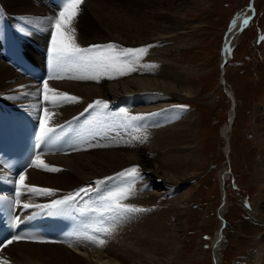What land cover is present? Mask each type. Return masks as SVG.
Wrapping results in <instances>:
<instances>
[{
	"label": "bare ground",
	"instance_id": "obj_1",
	"mask_svg": "<svg viewBox=\"0 0 264 264\" xmlns=\"http://www.w3.org/2000/svg\"><path fill=\"white\" fill-rule=\"evenodd\" d=\"M156 1L84 0L73 25L75 40L79 46L114 43L120 48L146 47L147 52L138 62L133 61L130 64L136 70L128 75L106 73L101 74L98 80L66 78L46 80L49 88L75 96L78 102H68L56 107L46 104L41 99L43 83L22 76L0 59V97L4 101L29 111L38 110V105L47 107L48 112L52 114L49 127L63 121L68 122L63 128L78 123L76 124L78 138L74 147L62 153L40 155L45 164L57 167L61 169L60 171L50 172L36 168L32 164L22 174L25 176L24 184L52 189L56 193L55 196L25 195V203L48 204L81 188L90 187L92 191L89 195L82 194V198H77L76 202L79 209H86L89 225L91 223L83 239L98 243L97 246H87L86 253L81 254L76 250L81 247L74 244L12 241L1 249L0 264L5 261L26 264H101L98 261H105L103 251L106 252L105 257L119 261L120 264H133L132 260L141 264L152 261L157 263L160 258L158 254L165 250L163 240H173L175 245L180 244V225L173 224L169 232L168 222L172 216L178 219L182 212L172 214L173 208L164 200L171 190L175 191L182 183L184 184L186 178L181 177V174L185 175L188 165L195 162V158L200 155L199 150L195 149L198 144L199 124L193 113L188 114L180 107H171V104L176 103L175 95L178 94V97L181 93L192 92L191 84L183 78V71L176 65L173 70L171 62L166 58L157 59L149 56L151 52L167 49V46L154 48L152 45L156 44L157 40L163 37H178L179 29L182 27L178 23L175 25L176 23L165 21L166 15L162 9L165 7L163 4L165 1L159 3ZM176 7L173 9L175 14ZM58 15L46 0H0V36L6 34L8 22L16 29L20 38L32 36L44 45L51 30L55 33L54 21ZM250 16L251 12L249 18ZM245 18L247 14L239 12L232 19L223 45L222 70H226L232 52L230 49H233L235 43L234 37L243 29ZM146 19L151 23H147ZM160 19V24H157ZM158 25L160 27L156 29L155 26ZM111 76L116 78H109ZM97 100L106 102L108 107L95 106ZM114 109L119 114L118 125H115ZM122 109L129 116L143 115L146 118L133 122V126H127L123 113H119ZM79 112L85 113L77 119L76 114ZM171 112L173 116L167 118L166 114ZM235 116L233 106L230 123L227 122L223 129L226 133L230 130ZM256 118L263 147L261 159L263 162L262 164L260 162L258 171L264 180V108ZM101 119L105 121L106 127L109 126L108 132ZM154 120L156 123H153ZM104 136H106L104 143L111 142L110 146H99L103 144ZM138 148L140 151H137ZM132 161L139 163L141 178L136 179L134 183H122V178L118 177V174L125 171L121 169L125 166L126 169H130ZM145 163L154 165L148 168L149 165L146 166ZM226 172L227 170L222 172V177H225ZM118 186L130 188L128 198L121 203L144 211L129 214L115 221L107 215L102 217L92 211L98 206L95 203L98 199L96 189L101 190L100 194H106ZM70 188L74 190L68 191ZM22 191L25 193L24 189ZM260 199L259 208L254 214L264 217V183ZM226 208L224 197L218 209L220 216L224 214ZM222 225L223 222L213 239L216 251L221 247ZM98 228H106L108 231H92ZM170 234L172 238L169 237ZM100 240L104 241L102 246L99 244ZM258 241L259 245L257 244L256 249L251 251L250 259L255 258L257 264H264V234ZM176 249L174 247V252L177 253ZM93 256H97L98 261L93 260Z\"/></svg>",
	"mask_w": 264,
	"mask_h": 264
},
{
	"label": "rangeland",
	"instance_id": "obj_2",
	"mask_svg": "<svg viewBox=\"0 0 264 264\" xmlns=\"http://www.w3.org/2000/svg\"><path fill=\"white\" fill-rule=\"evenodd\" d=\"M160 1H165L162 8L166 15L164 20L182 25L179 29L181 34L157 40L152 45L154 48L167 46V49L151 52L149 56L168 59L173 70L176 65L183 71L184 80L191 84L192 92L181 93L178 97V94L175 95L176 103L171 107H180L188 114L193 113L195 120L197 118L198 147L195 149L199 150L200 155L188 165L185 175L181 174L186 178L184 184L175 191L171 190L165 197V203L173 208L172 214L182 212L178 219L172 216L174 219L168 222L169 232L173 224L180 225L181 241L175 245L173 240H163L165 250L158 254L160 258L157 263L257 264L255 258L251 260L250 256L264 234V217L254 214L259 208L264 183L258 171L263 162V147L256 118L264 108V0H253L252 8L251 0H157L156 3ZM239 12L247 14L248 24L244 23L243 29L235 35L230 60L226 70H222L223 44L232 19ZM159 22L161 19L157 24ZM155 27L157 29L160 25ZM92 45L105 43L80 47ZM104 99L111 100L107 97ZM233 106L235 120L226 133L223 129L227 122L230 123ZM113 112L115 125H118L119 114L116 109ZM166 115L168 118L173 113ZM105 137L99 146L112 144L104 143ZM137 151H140L139 148ZM133 163L128 166L141 168L139 163ZM145 165L152 168L154 163ZM121 169L126 170V166ZM226 170L225 177H222V172ZM224 197L227 208L220 216L218 209ZM243 202L250 204H246L248 211ZM221 222V247L216 251L213 239ZM169 237L172 238L171 234ZM80 243L81 248L76 249L80 253H84L87 246L98 245L89 239ZM102 254L104 262L98 261L97 256H93V260L101 264H120L105 257L106 252ZM132 262L141 264L136 260ZM157 263L152 261L146 264Z\"/></svg>",
	"mask_w": 264,
	"mask_h": 264
},
{
	"label": "snow or ice",
	"instance_id": "obj_3",
	"mask_svg": "<svg viewBox=\"0 0 264 264\" xmlns=\"http://www.w3.org/2000/svg\"><path fill=\"white\" fill-rule=\"evenodd\" d=\"M84 0H65L62 10L59 12L58 18L54 21L55 34L51 38V55L50 63L53 69V74L49 78L52 79H80V80H98L101 74L106 73H119L120 75H128L135 71L134 67L130 64L133 61L138 62L139 59L147 52L146 47L141 48H120L114 43L105 45H92L87 48L80 47L75 40L74 23L76 17L80 12V7ZM248 23L247 18L243 21ZM235 26V22L233 24ZM62 73H78L64 75ZM109 78H116L111 76ZM51 93V94H50ZM43 101L53 107L62 105L68 102H78V98L70 96L67 93L56 92L49 88L47 81L43 82ZM95 106H102L107 108L108 104L104 101L97 100ZM94 107V106H90ZM43 111V119L39 118V134L37 135L38 142L50 141L56 135V129L49 127V122L52 119V114L47 110V107L38 105L39 110ZM123 119L127 126H133V122L143 121L146 117L143 115L129 116L125 110H121ZM62 130V126L61 129ZM36 168L50 172H58L61 169L57 167H49L41 159L39 154L35 156V160L31 161ZM122 178V183H134L136 179H140L139 169L133 167L126 169L124 172L118 174ZM124 178H128L127 180ZM25 176L19 177V184L16 189V195H21V189L25 190V195L36 197H51L55 196V191L48 188H39L28 186L24 184ZM103 183V182H100ZM92 191L90 187H84L77 190L75 193H70L63 198L55 199L51 203L43 205H35L34 207L41 210V214L45 215H59L71 209L77 198L88 196ZM98 199L95 202L98 206L93 208L92 211L98 213L100 216L107 215L110 219L126 217L129 214L144 211L143 209L131 207L121 203L122 200L127 199L130 194L129 187H117L114 190H109L106 194H100L101 190L96 189ZM13 207L16 206V201L12 202ZM23 209L33 207L32 205L24 204ZM85 209H81L84 211ZM98 232H107L106 228L96 229ZM16 240L24 239L23 237L16 236ZM12 241H9L11 243ZM103 240L99 241L102 246ZM7 264V262H3Z\"/></svg>",
	"mask_w": 264,
	"mask_h": 264
},
{
	"label": "water",
	"instance_id": "obj_4",
	"mask_svg": "<svg viewBox=\"0 0 264 264\" xmlns=\"http://www.w3.org/2000/svg\"><path fill=\"white\" fill-rule=\"evenodd\" d=\"M252 4H253V0H251L250 5L252 6ZM253 10H254V8H253ZM231 50H232V48L230 49V52H231Z\"/></svg>",
	"mask_w": 264,
	"mask_h": 264
}]
</instances>
